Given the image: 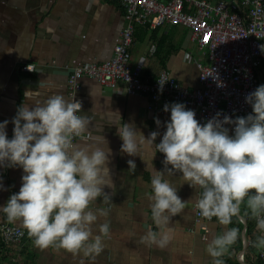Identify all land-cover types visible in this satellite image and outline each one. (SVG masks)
<instances>
[{"label":"crops","instance_id":"1","mask_svg":"<svg viewBox=\"0 0 264 264\" xmlns=\"http://www.w3.org/2000/svg\"><path fill=\"white\" fill-rule=\"evenodd\" d=\"M124 25L121 6L110 0H0V123L8 121L5 129L8 139L13 137L12 120L23 104H41L56 93L71 100L67 86L70 70L86 63L108 61L120 41ZM169 27L176 26H162L155 31L137 27L130 49L132 61L145 60V75L149 81L167 71L181 88L193 90L199 87L196 64H208V59L205 52L189 39L190 43H186L177 35L172 36ZM179 36L184 38L181 31ZM23 65H33L34 71H23ZM259 72L264 85V61ZM72 98L81 103L80 114L89 117L91 135L97 139L103 136L112 152L108 166L116 185L114 194L112 189L105 188L112 205L109 214L106 217L98 215L93 226L95 236L100 235L99 226L108 223L110 234L103 238L104 251L95 260L83 253L73 255L54 247L40 249L33 239L18 246L24 250L22 257L29 261L28 264H213L207 245L226 228L215 217L209 222H195L194 208L200 191L190 187L181 173L165 174L181 200L188 201L183 212L171 219L169 245L160 249L140 242L149 229L158 231L151 218L148 197L153 195L151 179L157 171L164 170L165 158L146 140L156 131L160 135L154 143H160L170 116L149 110V97L129 96L123 84L110 89L84 78L80 81V90ZM156 119L160 120V127H157ZM123 123L134 125L138 131L137 156L130 157L121 152L123 141L117 127ZM130 159L136 164L134 171L129 169L127 161ZM23 175L20 167L0 166V208L7 204L11 195L19 192ZM102 202L100 197L92 205L94 212L108 208ZM254 221L252 218V223ZM5 223H8L6 214L0 212V225ZM11 225L23 228L18 223ZM227 227L238 228L243 242L242 222L234 218ZM255 231L257 238L260 234L256 224ZM246 238V249L238 252L242 259L236 261L235 250L239 248L236 241L222 257L224 264L229 257L233 262L250 264L245 255L250 237L246 234ZM262 250L255 248L250 259L260 260L258 254Z\"/></svg>","mask_w":264,"mask_h":264},{"label":"clouds","instance_id":"2","mask_svg":"<svg viewBox=\"0 0 264 264\" xmlns=\"http://www.w3.org/2000/svg\"><path fill=\"white\" fill-rule=\"evenodd\" d=\"M165 83L159 82L161 90ZM217 86L224 85L220 82ZM246 103L253 114L235 120L225 115L221 120L217 113L203 125L184 104L164 106L163 111L170 110L171 116L162 140L154 143L160 135L156 131L146 140L165 157L164 170L151 179L153 195L148 197L158 231L149 229L141 243L160 249L169 245L171 219L188 203L165 179V174L176 173H181L190 187L199 189V215L207 220L215 217L226 228L207 245L213 264H224L222 257L240 235L238 228L227 227L234 218L243 222L250 216L264 232V85L248 94ZM81 107L80 102L56 93L41 104H23L17 109L11 139L5 131L8 121L0 123V166L20 167L24 173L19 192L10 196L0 212L6 214L9 224L21 225L36 247L83 253L95 260L104 251L103 238L109 236L110 225L101 224L100 235L95 236L93 226L98 215L109 214L112 205L105 188L114 194L116 185L108 166L112 155L108 142L103 136L97 139L91 135V121L80 114ZM155 123L160 127L159 119ZM225 125L234 126L233 135ZM117 128L123 141L121 152L137 156L134 125L123 123ZM127 163L134 171V160ZM100 197L108 208L97 213L92 205ZM253 247L264 249V235L256 238Z\"/></svg>","mask_w":264,"mask_h":264},{"label":"built area","instance_id":"3","mask_svg":"<svg viewBox=\"0 0 264 264\" xmlns=\"http://www.w3.org/2000/svg\"><path fill=\"white\" fill-rule=\"evenodd\" d=\"M119 4L125 25L112 56L103 63H86L72 68L67 86L71 100L80 90L84 78L100 86L115 89L123 84L127 95H147L148 109L171 116L164 106L181 103L193 110L201 125L221 113L247 117L253 114L246 96L262 85L260 66L264 61V0H110ZM162 26L181 27L199 50L204 51L208 64H196L199 87L181 88L167 71L151 82L145 75V60L132 61L130 49L137 27L155 30ZM33 65H23V71H34ZM166 82L161 86L159 82ZM222 82L223 87H218ZM75 101V100H74ZM229 134H234V126ZM195 222H209L199 215L195 206ZM213 219V218H212ZM256 223V221H255ZM206 231L205 227H202ZM260 236L264 232L258 230ZM32 239L25 229L9 223L0 225V242L5 246H21L24 239ZM239 253V259H242ZM258 257L264 261V249Z\"/></svg>","mask_w":264,"mask_h":264},{"label":"trees","instance_id":"4","mask_svg":"<svg viewBox=\"0 0 264 264\" xmlns=\"http://www.w3.org/2000/svg\"><path fill=\"white\" fill-rule=\"evenodd\" d=\"M156 30V29H155ZM155 30H152V31H155ZM161 61H163V60H161ZM151 81V80H150ZM153 81H155V79L154 80H152L151 82H153ZM246 219V221H247V230H246V234H247V236L248 237H250L249 238V246H248V248H247V252H245V255H247L246 256V259H247V261L250 263V264H264V261H261V260H256V261H252L251 259H250V255L251 254H254V252H255V247H253V243H254V241L256 240V231H255V221H254V219H253V223H252V218L249 216V217H247V218H245ZM239 224V226H240V223H238ZM253 229H254V234H253ZM26 240H29L28 238H26V239H24L23 240V243L26 241ZM241 237H240V235H239V237H238V239H237V243H236V245L239 247L237 250H235V256H236V261H237V255H238V252L241 250ZM7 253V250H6V247L0 242V264H2V262H1V260L3 259V256H4V254H6ZM247 253V254H246ZM24 264H26V263H24ZM226 264H240L239 262H233V260H232V257H229L228 259H226Z\"/></svg>","mask_w":264,"mask_h":264},{"label":"rangeland","instance_id":"5","mask_svg":"<svg viewBox=\"0 0 264 264\" xmlns=\"http://www.w3.org/2000/svg\"><path fill=\"white\" fill-rule=\"evenodd\" d=\"M168 30L172 36L177 35V37H179L181 39V41L186 42V43H190L188 41L187 36H185L184 38L179 36V33L182 30L181 27H169ZM199 55H201L200 52H199ZM8 250H9V252L4 254L3 259L1 260L2 264H24V263L28 264L29 261L22 257V254H24V252H23L24 250H21L20 247L10 246V247H8Z\"/></svg>","mask_w":264,"mask_h":264},{"label":"water","instance_id":"6","mask_svg":"<svg viewBox=\"0 0 264 264\" xmlns=\"http://www.w3.org/2000/svg\"><path fill=\"white\" fill-rule=\"evenodd\" d=\"M242 224H243V228H242L243 229V242H242L241 250L243 251L244 249H246V247L248 245V242H247L246 233H245V231H246V221L244 220L242 222ZM239 262H240V264H247V263L242 262V261H239Z\"/></svg>","mask_w":264,"mask_h":264}]
</instances>
